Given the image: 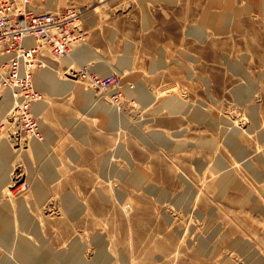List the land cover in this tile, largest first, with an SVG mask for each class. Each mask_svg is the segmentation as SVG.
Wrapping results in <instances>:
<instances>
[{
    "label": "rangeland",
    "instance_id": "1",
    "mask_svg": "<svg viewBox=\"0 0 264 264\" xmlns=\"http://www.w3.org/2000/svg\"><path fill=\"white\" fill-rule=\"evenodd\" d=\"M247 1L200 44L175 38L201 23H172L169 8L152 7L159 22L146 30L138 0H31L39 12L88 10L85 41L36 71L44 156L0 95V207L21 218L26 206L43 241L28 239L58 258L77 246L88 264H264V11ZM45 73L105 103L118 127L84 114L82 91L49 94ZM5 253L0 240V263Z\"/></svg>",
    "mask_w": 264,
    "mask_h": 264
},
{
    "label": "built area",
    "instance_id": "2",
    "mask_svg": "<svg viewBox=\"0 0 264 264\" xmlns=\"http://www.w3.org/2000/svg\"><path fill=\"white\" fill-rule=\"evenodd\" d=\"M23 4L21 9L0 0V95L9 93L14 98L10 114L17 130L43 140L42 124L35 112V105L43 99L34 86L36 71L46 67L48 54L62 57L85 41L83 20L88 8L38 12L31 0H23ZM85 71L80 73L88 78ZM91 77L104 90L115 84L114 75Z\"/></svg>",
    "mask_w": 264,
    "mask_h": 264
},
{
    "label": "bare ground",
    "instance_id": "3",
    "mask_svg": "<svg viewBox=\"0 0 264 264\" xmlns=\"http://www.w3.org/2000/svg\"><path fill=\"white\" fill-rule=\"evenodd\" d=\"M253 5L254 7L259 8L260 11H264L262 10L264 5L262 6L260 3L257 2H254ZM104 7L105 5H103V7L101 8ZM33 9L35 11H38L37 8L35 7ZM227 24H228V17L226 15H222L220 16L219 20L216 22L215 26L221 30L225 28ZM105 72L108 73L110 72V70ZM46 78L48 81H52V82L44 83V81L42 80L44 79V75H43V77H41L39 81V85L41 83L45 85V87L49 90V94H51L50 92H52L53 94L59 95L64 90L66 91L74 90L75 94L76 93L78 94V92L82 91V93L77 96L78 99L85 98V96H87V93L81 90V87H79L78 84L71 85V84L63 83L60 80H56L53 74H51L50 76L49 73L47 74L45 73V79ZM144 95H146L145 92ZM2 102L4 104L3 106L11 105L13 107V105L15 104L13 96L12 97L7 96L3 98ZM47 107L48 104L46 101L38 102L35 105V111H38L39 114H42L45 108ZM180 107H181V103H177L175 105V108H180ZM117 116L119 118V115ZM33 140L36 141V143L31 144V149L35 150L39 157L44 156L43 154L45 152L47 153L49 149H47L44 153L42 152L43 150H45L43 140L36 139L35 137H33ZM21 149L24 150L23 148ZM6 157H8L7 150L3 151L0 154V166L3 165ZM2 181H3V177L2 178L0 177V188L2 187ZM135 181L138 182L139 178L135 179ZM67 205L68 207L66 206V208L69 209V210L67 209V211H70V207H72V205L74 206L75 204L70 203ZM25 207H26L25 205L21 207L20 210L21 218L17 216H13V214H10L9 211H5L0 207V240L2 242L3 248L6 251L5 257L3 258V261L0 264H14V261H12V259L13 260L24 259L30 264H71V262L73 264H88L85 261L81 260L79 255L80 250L77 246H74L72 249H70L69 253L66 256L58 258V256L54 257V255H52L51 252H49V250L45 249L44 247L39 248L35 243H33L30 239H28V236L29 237L34 236L38 241L41 242L43 241V239H41V234H40L41 224L39 222H37L38 223L37 224L35 221H33L27 210L25 211ZM77 207L78 206L76 205V207H74L73 210L70 211V214L76 213Z\"/></svg>",
    "mask_w": 264,
    "mask_h": 264
},
{
    "label": "crops",
    "instance_id": "4",
    "mask_svg": "<svg viewBox=\"0 0 264 264\" xmlns=\"http://www.w3.org/2000/svg\"><path fill=\"white\" fill-rule=\"evenodd\" d=\"M253 0L247 1L245 4L240 5V7H243V10L250 11L251 8H253ZM262 6L264 5V0H260L259 2ZM143 13L142 19H133V21H141L144 25V28L148 30V25L153 23H158L159 21L157 18L153 17L152 14V7H165L169 8L172 16L169 19L172 23H182L185 22L186 24L188 22L190 23H201L200 26L193 24L189 27L186 31L182 32V35L180 36L176 35L175 38H191L195 39V41L200 42V44H203V41L205 38L208 37V31L213 30L219 32L220 29H218L215 25L216 22L219 20L220 16L226 15L228 17V22L230 20L229 16H234L236 14V7L238 6L236 4V0H138L137 4ZM191 8H198V10H190ZM220 9H224L223 12L220 11ZM231 9V10H230ZM238 10V9H237ZM264 10V6L263 9ZM232 11V12H231ZM240 11V10H238ZM239 14V13H238ZM175 16L176 18H174ZM203 27V28H202ZM226 28V27H225ZM223 28V29H225ZM206 29V30H205ZM221 29V30H223ZM186 32V33H185ZM134 36V32L133 35ZM131 36V37H132ZM173 37V36H172ZM133 38V37H132ZM158 38V37H157ZM133 40V39H132ZM135 43L133 41V47ZM198 48V46H196ZM135 48V47H134ZM162 46L159 44L157 47V53L163 54ZM200 51L195 50V52H190L191 54H196ZM188 53V52H187ZM85 99V100H84ZM82 104H80L79 99L77 97V100L75 103H78L80 106V110L92 118H96L99 116V119L101 121L100 127L102 129H107L109 124L116 123V128L118 127V117L117 114L109 115L107 112V106L105 103L98 104V109L96 107L92 106L93 102H97L94 98V96H85V98H81ZM88 104V105H85ZM96 105V106H97ZM108 115L111 117L110 122L108 120ZM75 124L77 122L76 119H71V123ZM83 129V130H82ZM78 128L73 133L77 137L79 134L87 132L88 130L85 128ZM78 138V137H77Z\"/></svg>",
    "mask_w": 264,
    "mask_h": 264
}]
</instances>
